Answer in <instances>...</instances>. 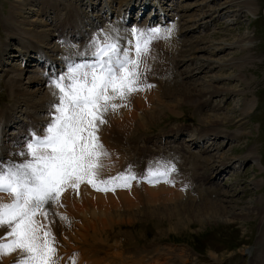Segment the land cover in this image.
Listing matches in <instances>:
<instances>
[{"label":"rangeland","instance_id":"obj_1","mask_svg":"<svg viewBox=\"0 0 264 264\" xmlns=\"http://www.w3.org/2000/svg\"><path fill=\"white\" fill-rule=\"evenodd\" d=\"M53 1L0 0V109L11 111L12 108L15 109L12 112H18L28 107L26 109L31 113L24 111L28 117L33 116V109H35L34 113L39 112L36 114L37 117L35 116L38 119L48 115L47 111L49 112V109L47 108H50L48 104L49 96H45V92L47 93L46 87H48L49 82L42 84L41 81H44L45 77L40 78L37 70H41V68L39 69L34 58L33 63L30 61L25 65L26 62L25 64L22 63V56H18L19 52L17 50L22 47L21 45L29 46L33 43L31 40H35L29 39V36H31L29 30H49L51 33L48 42L54 48L53 53L51 51L50 53L54 56V52L59 51L60 57L61 47L57 49V45L54 46L53 40L57 39V37H54L57 31L56 28H61L60 31L63 29L66 31L67 29V27L60 26V20L66 17V12L69 9L74 12L73 8H75L77 12L72 17L73 19H81L84 25L82 27V23H80L79 27L84 28V26L88 27V22L91 21V18L93 19L91 13H98V9L102 6H104V9L108 7V4H106L108 0H55L56 5H53ZM117 1L110 0L112 5V7H109L112 11L111 18L118 17L117 12H115L116 8L120 10L122 5L126 8V0H120L121 3L118 7ZM161 1H163V4H159L167 9L166 12L168 11V16H170L162 28L168 23H173L177 28L175 36L178 40L176 45L178 51L171 56L173 59H167L166 66L169 70L166 72H169L170 77L168 79L167 76V79L173 80L174 84L170 89L175 90V95L180 88H183L188 96L185 94L183 97L178 94L175 97L176 100L174 99L175 101H172L173 98L167 96L166 93V95L159 97L162 101L171 104L165 106L153 121L151 119L146 127L131 131L129 134L133 138L130 140V144L133 145L134 142L132 141L135 140L136 146L139 143V145L144 143L150 153L163 151L166 154L167 151H171L173 154L174 150H176L174 153L178 151L176 157H182V160L179 158V161L182 162L179 163L178 161L173 165L176 169L179 167L180 171L183 168L188 170L191 168L188 160L193 153L199 158L212 155L213 157H207L210 160L209 162L203 163L201 161L199 166L194 164L193 169L195 171L190 170L192 175L198 174V177L200 175V179L197 177L193 179L192 186L189 188L190 194L196 195L201 192L202 196L205 194L204 196L210 200L213 199L218 203L234 207L236 213H245L244 210H247L245 207L251 206L252 208L254 203L257 202V208H255L257 212L247 215L239 214L237 217L230 216L225 221L184 224L186 227H183L184 229L182 228L180 232H176L174 228L169 229L174 225L172 224L174 220L165 219L160 222L159 219L156 220V217L149 219V221H140V223L122 224L120 227L122 229H119L118 226L116 229L129 233L139 231L140 236L134 237L131 245L141 246L148 244L150 240H156L164 246H184L193 256L197 257L196 264H257V262L252 261L255 252L258 253L264 250H261L264 248V208H262L264 203V0H252L255 2V6L251 7V10H248L246 6L235 3V0ZM129 2H132V0H129ZM153 2L155 0H152V4ZM135 3L137 5L135 1L132 5H135ZM91 4L93 9H91ZM15 5L21 8V17H18V13L13 15L15 18L9 15L11 7H13V11L16 9ZM55 10L57 11L55 12ZM106 10H103V12ZM138 10L139 7L135 8L132 14H129L127 28L134 27L135 24H141L147 13L152 11L148 9V12L139 13V15ZM110 11L107 10L106 16L110 15ZM25 16L26 18H24ZM101 18L103 20L102 16ZM138 18L140 19L138 20ZM158 18L155 16L153 19L154 26L159 25ZM18 20H24L26 23L24 25L17 23ZM4 22L8 24L13 22L14 35L10 37L13 39L8 37V29ZM91 35H87L81 43H84ZM62 37L63 35L58 37V42ZM246 37L250 39L247 50L235 46L236 43L242 42ZM4 43L12 47L11 52L7 51L8 54L2 52ZM35 51V48H28L29 56L33 55L32 52ZM155 57L158 58V54L153 52L150 61ZM167 57L161 58V60ZM229 61H231L230 64L233 62L237 64L242 61V66L235 69L234 66L225 65ZM47 62L50 63V61ZM161 62L157 72L151 74L148 78L167 86L168 80H165L164 73H161ZM17 73H21L20 80ZM210 76L219 77L217 81L211 82L213 84L215 82V85L219 86L220 89L209 95L206 89H208L207 82ZM233 76H236L235 79L231 78ZM12 77L14 81H19L21 86L20 92L15 96L10 95V85L8 83V79H12ZM30 77H35L40 82L29 83ZM23 89L33 93L29 99L31 102L38 103L31 106L32 103L27 102V106L26 103L25 105L21 104L24 103L23 101L19 104V99L25 97L22 95ZM170 89L169 91H173ZM203 90H205L204 93H202ZM199 92L201 95L194 98V94ZM185 96L186 99H184ZM179 98L180 100H178ZM41 100L42 102H39ZM154 102H157V100H154ZM12 112L10 115H13ZM41 112L44 114L43 117L38 115ZM4 113L6 112L4 111ZM19 116L22 117V115ZM48 119L49 117H46V120ZM3 121L8 126V120ZM210 121L213 123H210ZM14 122L16 123V121ZM21 130L25 133L23 128ZM175 130H178V134L173 141L169 142L170 145L168 141L172 138L165 136V134L172 133ZM8 131L13 132L14 130L9 127ZM216 131L226 136H215L213 132ZM203 133L211 135L210 140L215 141V144L205 145L203 143L205 147L202 148L198 143L194 145L195 143L188 140V138L190 140L196 139ZM169 152L167 154L171 153ZM222 164L228 167L227 174L223 176L222 180L212 177V172H215L218 167L221 169L222 166L219 165ZM201 183L205 188L200 187L198 190ZM208 184H212L211 186H215V188L209 189ZM212 190L214 191L211 192ZM184 199L183 201H187L186 197ZM158 205L161 210H166V208L162 209L161 203ZM168 223L172 225L166 227L168 232L158 234L157 231H160L164 224ZM165 233L167 234L165 235ZM192 254L190 255L192 256Z\"/></svg>","mask_w":264,"mask_h":264},{"label":"bare ground","instance_id":"obj_2","mask_svg":"<svg viewBox=\"0 0 264 264\" xmlns=\"http://www.w3.org/2000/svg\"><path fill=\"white\" fill-rule=\"evenodd\" d=\"M135 1L137 2V5L141 6L140 8H143L142 12L143 10L147 9L150 6V3H151V7L152 6L154 7L146 24L149 25L150 23V25L152 26L153 25L152 20L156 15L160 17L161 19L160 21L162 22H165V20L167 19L168 14L166 12V9L161 7V4H159V0H155L153 4H152V0H147L148 2L146 3V5H145V0H143L142 2L141 0H135ZM109 2L110 0H108L106 4H108V7H111L112 6L111 2L110 5ZM120 3H121L120 0H118L117 7ZM235 3L246 6L248 10L249 9L251 10L252 9L251 7L255 6V2L252 0H235ZM56 4L57 2L54 0L53 5ZM125 4H126V8L124 6L125 9L121 8L120 10H118L121 16L120 18L116 19V22L114 24L122 28H124V25H126L125 18L128 17L129 14L133 13V11L136 8L135 6H137L136 3L135 5L132 6L129 5L128 0L125 1ZM21 5L23 4L21 3ZM15 7L16 9L14 11H13V7H11L9 11L10 17H13V15L17 13H18V17L20 16L21 8L20 7L18 8L16 5ZM108 7L106 8L107 10H109ZM103 8L104 6L98 9V11H101L100 15L91 14V17H93V19L91 18V21L88 22V27L84 26V28H82L84 23L81 19L78 18L73 19L72 17L77 12L75 8H73L74 12L73 10L70 9L66 12V17L60 20V26H63V28L67 27V29L66 31L64 29L62 31H65L66 33H71L73 35H78L77 33L79 32L80 29L81 32L82 31L84 32L83 36H87L90 34L92 35L89 36L84 43H78L76 45L64 44L63 46H59L61 47V51H62L59 58L56 57V55L59 56L60 53L59 51L54 52L55 53L54 56L51 54L53 53L52 51L54 49L53 46L50 45L51 43L48 42L50 40L48 37L50 36L51 32H49V30L46 29L29 30L31 35L29 36V39L30 40L35 39V40H31V42L33 43L32 44L28 43L29 46L21 45L22 47L19 50H17L19 52L18 56H22L23 60L21 57L20 58L24 64L26 62L25 65H27L28 62L30 63V61H32L31 58L33 59L34 54L38 56L35 57L37 60L39 58H42L41 61L43 62V67L49 69L47 75L50 74V78H51L52 73L57 71L56 69L57 63L56 64L54 63L55 60H58L59 62L58 65L60 66L63 65V68H65V58L70 57L72 59H76L77 52L84 51L94 35L101 32V30H104L105 32H111L109 28L99 29L96 32L94 31V28H96L100 23L104 21H108L110 17V15L106 16L107 14L106 9H104L106 11L103 13V10H101ZM91 9H93L92 4H91ZM155 9L156 12H154ZM57 10H55V12ZM101 16L103 17V20ZM13 18H15V16ZM24 18H26V16ZM70 18L73 20H71ZM17 23L24 25L26 22H24V20H18ZM31 23L34 24L33 22ZM80 23H82L81 28L79 27ZM4 24L8 29V37L9 38L13 37L14 35L13 22L12 23L10 22L9 23L10 25L6 22H4ZM168 29L171 28L168 27ZM171 30H172L171 35L168 39H160L158 41H155L152 45V51L150 57L152 58L154 52L155 54L156 53L158 54V58L155 57L150 61L151 58L149 57L147 61L148 65L151 68V71L147 74V82L154 85V87L133 94L128 99L127 106L119 108L114 113L109 112L106 116L107 123L101 127L99 135L101 137L102 143L105 145L108 152L111 153V157L110 159H105L104 161L106 167L103 170V178H107L108 176H114L117 173L122 172L125 169L129 168L130 166L138 175L142 174L145 171L146 167L149 165V163L152 161H166V162H170L171 164H175L172 161L174 157H170V155H172L171 151H170L171 153L167 151V153L168 152L170 153L169 156L167 157L163 156L165 154L163 151H161L164 153V154L162 153L163 155L152 154L146 149L147 145L146 147L145 146L142 147L141 145L138 146L140 144L139 143L137 147L135 142L136 140L132 141L134 142L133 145L130 144V140H132L133 136L131 137V134H129L133 130L137 131L141 128L146 127V125L149 122H151V119L153 121L155 117H157V115L163 110V108H165V106L171 104L170 102L167 103L162 101L159 97L163 96L166 93L167 96L173 98L172 101H175L176 100L175 97L178 94L183 97L186 94L185 93L186 90L184 92V89L180 88V90H178V93L175 95V90L170 89L171 86L174 84V82L173 80L172 81L168 80L170 79L169 72H166L169 70V68L166 66L167 59L168 58L173 59V57L171 56L174 53H176V51H178L177 50L178 48L176 47L178 40H176V37L174 36L175 27L172 28ZM124 33L125 32H123V34ZM164 35L167 34L164 33ZM127 36H130V31H127ZM249 42L250 39L246 37L242 42L236 43L235 46L241 48L242 50L244 49L247 50L248 49L247 45L249 44ZM56 45L57 44L55 41L54 46ZM28 48H32V49L35 48L36 51L32 52L34 53L33 55L29 56ZM11 49L12 47L9 46L7 43H4V45H2V52L4 54H8L7 51L11 52ZM49 54H51L52 56ZM164 57L167 58L161 60V58ZM47 61H50V63ZM160 62L162 67L161 73L162 74L164 73V79L168 80L167 83L165 82L167 86H164L165 84H161L156 80L152 81L150 78H148L151 76V74H155L157 72ZM230 62L231 61H229L225 65L229 64L230 66H234L235 69L241 68L242 66V61H240V63L237 64L234 62L230 64ZM143 67L144 65L142 64L141 68L143 69ZM17 74L20 80L19 76L21 73H17ZM234 77L236 76H233L231 78L235 79ZM217 78L219 79L218 76H213V77L210 76L207 82L208 89L206 90H208L207 93L209 95L212 94L214 91H219L220 89L219 86L215 85V82L214 84L211 82L215 80L217 81ZM48 79L49 77H45V80L44 81L42 80V83H44ZM28 82L38 83L40 81L35 77H30ZM8 83L10 85L11 96H15L20 92L21 86L19 81L18 82L14 81V78L12 77V79L11 78L8 79ZM46 89H47V93L45 92V96L46 95L49 96L48 104L50 105L53 101V96H52L53 90L47 87ZM169 89L173 91H169ZM23 91L24 92H22V95H24L25 97L23 99H19L20 100L19 104L24 101V103L21 104L25 105L26 103L27 105V102L28 103L31 102L29 99L33 93L31 92L29 93L24 89ZM204 92L205 90L202 91V93ZM194 95L193 96L195 98L201 95V93L199 92L198 94H194ZM184 99H186V96ZM154 100H157V102H154ZM178 100H180V98ZM39 102H42V100ZM31 103L32 106L38 102H34V103L31 102ZM117 103H119V101H117ZM153 104L156 105L152 106ZM13 110L15 109L11 108V111L6 109H0V161H3L5 163L9 161L20 162L22 160V157H20L18 153L24 150L23 146L20 147L18 146L19 142L21 141L20 138L18 137V134L22 133V130L17 131L16 133L12 132L10 136L8 135L9 132L5 133V138L7 140H10L9 144L5 143L4 139H2L4 132L1 134V130L2 128H4L5 130V126H6V123L3 120H5L6 118L11 120V117L14 116L11 122L18 121L15 120L14 112H12ZM4 111L7 114L4 113ZM11 112L13 115H10ZM24 114L27 117L26 124H24L21 121L19 123V127H22L25 130V133H23L24 135L27 134L28 136L30 130L33 129L38 130V127L41 129L40 126L48 122V120H46V117H49V115H47L42 119H38L34 115L28 117L26 113ZM47 114H49L48 111ZM29 118H31L30 122H29ZM210 123L213 122L210 121ZM40 131L42 132V129ZM220 133L221 132L218 131L213 132L215 136L219 135L218 137H220V135H223ZM165 136H172V134L168 133L165 134ZM202 136L204 135L201 134L196 139L193 138V140H195L194 143L199 141L202 142L201 147L204 148L205 146L203 147L204 142ZM223 136L226 135L224 134ZM174 137L175 136H173V138ZM208 140L209 138L207 137L206 142H208V144L209 143L215 144V141L213 140L208 141ZM171 141H173V139L168 141V144H170L169 142ZM152 150L154 151L155 149ZM175 151L176 150H174L173 153ZM177 152L175 154H177ZM193 155L188 160L191 167L189 170L183 168V170L181 169L180 171L179 170L180 168L178 167V169L171 174L173 183H165L162 180L160 182L148 183L145 180L137 179L131 181L130 187H116L115 191H97L88 184H82L79 188L78 193L69 189L61 200V203L64 205V207H60L59 205L50 206V211L51 213H53V216H50V219H55V223L51 227L53 229V232L57 240V254L61 258L60 264H72V260H75V264H196L197 257L193 256V254L189 252L184 246L183 247H173L171 245L164 246V245H160V243L156 242V240L155 241L150 240L151 242L149 241L148 244H143L141 246L131 245L132 244L131 241L133 240V238L137 237L138 235L140 236L139 231L137 230L136 232L133 231L132 233H129V232H124L123 230L116 229L117 226L119 227V229H122L120 228L122 224H134L136 222L140 223V221H144V220L149 221V219H154L156 217V220L159 219L160 222L165 219H169L171 221L174 220L172 224L175 225L172 226L169 223L164 224V227L160 231H157L158 234H163L164 232H168L166 229L167 226L169 227L172 226L168 228L169 229L174 228L176 229V232L177 231L180 232L183 227H186L184 226V224L188 225L193 222L203 223V222H211V221H219V220L225 221L228 218H230V216L237 217L239 216V214L247 215L249 213L255 214L257 212V210L255 209L257 208L256 205L257 202L254 203L252 208L251 206L245 207L247 208V210H244L245 213L243 212L236 213L237 211L234 210V207H230L229 205L228 207L227 205L218 203L216 202V200L214 201L213 199L210 200L208 197L204 196L205 194H203V192H202L203 196L201 195V192L200 194L197 193L196 195L190 194L191 192L189 191V188L193 183V179L195 177L200 179V175L199 177L198 174L192 175L191 171H195L193 169L194 164H197L199 166L201 161L203 163L204 162L207 163L210 161L209 159H207V157H213L212 155H210L207 157L200 156L201 158H199L196 156V154L193 153ZM181 162L182 161H179V163ZM219 166L220 167L222 166V168L220 169L218 167L220 170L218 171L217 168V170H215L214 173L229 171L228 167L224 166V164ZM208 188L210 189L211 187ZM213 191L214 190H212L211 192ZM183 196L184 198L185 197L187 198V201H183L184 199ZM10 200L11 198L8 196V194L0 193V202L9 203ZM194 200H196L197 202L195 203ZM160 203L162 204L163 207L161 208L162 209L166 208V210L163 211L160 209L158 205ZM262 208H264V203ZM56 213L67 216L70 221V226L67 223L61 221L59 217L55 215ZM37 219L40 218L37 217ZM5 231H7V229H0V236H3ZM166 234L167 233H165V235ZM263 249L264 248H262L261 250ZM190 254H192V256ZM17 255L18 254L14 253L9 256H4L2 259H0V264H14V261L17 259ZM252 261L254 263L257 262V264H264V250L258 253L255 252V256Z\"/></svg>","mask_w":264,"mask_h":264},{"label":"snow or ice","instance_id":"obj_3","mask_svg":"<svg viewBox=\"0 0 264 264\" xmlns=\"http://www.w3.org/2000/svg\"><path fill=\"white\" fill-rule=\"evenodd\" d=\"M171 31L134 27L130 36H122L118 29L101 30L76 59L66 57L65 68L51 76L48 122L40 126L42 132L29 131L18 153L20 162L0 161V193L11 198L0 202V229H7L0 236V259L16 253L14 264H60L50 206L64 207L61 198L69 189L78 193L88 184L97 191H115L137 179L173 183L176 168L166 161L150 162L139 175L130 166L103 178L104 161L111 153L99 135L109 112L127 106L133 94L154 87L147 82V61L153 43L168 39ZM55 215L70 226L67 216Z\"/></svg>","mask_w":264,"mask_h":264}]
</instances>
